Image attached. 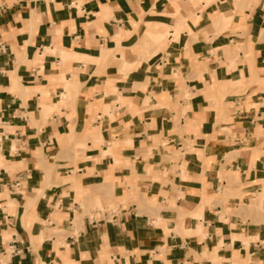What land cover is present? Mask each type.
Here are the masks:
<instances>
[{"label": "crops", "instance_id": "crops-1", "mask_svg": "<svg viewBox=\"0 0 264 264\" xmlns=\"http://www.w3.org/2000/svg\"><path fill=\"white\" fill-rule=\"evenodd\" d=\"M258 195L264 0H0V264H264Z\"/></svg>", "mask_w": 264, "mask_h": 264}, {"label": "rangeland", "instance_id": "rangeland-1", "mask_svg": "<svg viewBox=\"0 0 264 264\" xmlns=\"http://www.w3.org/2000/svg\"><path fill=\"white\" fill-rule=\"evenodd\" d=\"M262 195H258V207L256 208L259 212H258V218L259 220H264V202L262 203Z\"/></svg>", "mask_w": 264, "mask_h": 264}]
</instances>
